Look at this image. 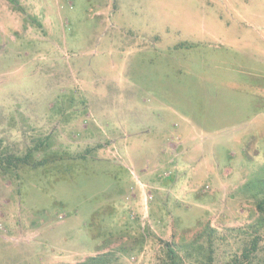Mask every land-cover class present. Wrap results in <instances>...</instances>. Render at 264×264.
<instances>
[{
  "label": "rangeland",
  "instance_id": "1",
  "mask_svg": "<svg viewBox=\"0 0 264 264\" xmlns=\"http://www.w3.org/2000/svg\"><path fill=\"white\" fill-rule=\"evenodd\" d=\"M263 199L264 0H0V264H264Z\"/></svg>",
  "mask_w": 264,
  "mask_h": 264
},
{
  "label": "trees",
  "instance_id": "2",
  "mask_svg": "<svg viewBox=\"0 0 264 264\" xmlns=\"http://www.w3.org/2000/svg\"><path fill=\"white\" fill-rule=\"evenodd\" d=\"M263 206H264V199L262 200V202L258 203L257 207H258L259 210L264 211V207ZM99 259H100V257L97 256V257H94V258H88L85 261L74 263V264H97V263H99ZM63 264H71V263H63ZM209 264H211V263H209ZM249 264H251V261H249Z\"/></svg>",
  "mask_w": 264,
  "mask_h": 264
}]
</instances>
